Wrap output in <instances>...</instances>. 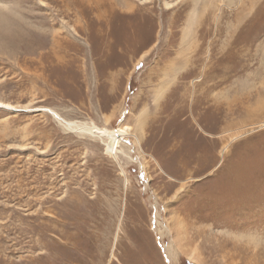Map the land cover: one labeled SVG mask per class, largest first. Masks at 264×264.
<instances>
[{
    "label": "rangeland",
    "instance_id": "obj_1",
    "mask_svg": "<svg viewBox=\"0 0 264 264\" xmlns=\"http://www.w3.org/2000/svg\"><path fill=\"white\" fill-rule=\"evenodd\" d=\"M0 101V264H264V0H0Z\"/></svg>",
    "mask_w": 264,
    "mask_h": 264
},
{
    "label": "bare ground",
    "instance_id": "obj_2",
    "mask_svg": "<svg viewBox=\"0 0 264 264\" xmlns=\"http://www.w3.org/2000/svg\"><path fill=\"white\" fill-rule=\"evenodd\" d=\"M1 104L11 106L9 103H5V102L0 101V105ZM263 125H264V122H263ZM67 126L74 128V129H77V130H80V131H87V132H90L94 135L97 134L98 137L104 139L108 148L111 149L113 156L117 160H119V163H120V153L125 155L126 157L130 158L127 151H123V150L119 149V147H121L122 140L126 136L134 135L136 137L137 144L142 148L141 139H140L139 135L134 133V130L129 126L124 127V128L115 129V130H109V131L101 129L97 126L85 127L83 124H77V123L76 124L67 123ZM143 127H144V120L142 119V117H140L139 123L137 125V130L142 132ZM225 148L226 147L223 148V151L225 150ZM170 222H172L171 231L172 230L176 231L178 234L176 241L179 243V247L187 253V255L190 259H192L196 262H200L199 245L198 244H196V245L190 244L188 224L186 223L185 219L173 216V217H171ZM116 239H117V235H116Z\"/></svg>",
    "mask_w": 264,
    "mask_h": 264
}]
</instances>
